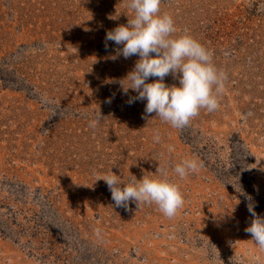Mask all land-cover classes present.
<instances>
[{"label":"rangeland","instance_id":"374dc122","mask_svg":"<svg viewBox=\"0 0 264 264\" xmlns=\"http://www.w3.org/2000/svg\"><path fill=\"white\" fill-rule=\"evenodd\" d=\"M125 4L0 0V264H264L246 231L249 203L264 216V0H162L227 74L219 108L179 128L122 91L139 57L112 59L106 33L132 18ZM186 158L202 167L181 179ZM161 167L184 195L171 218L116 207L97 180Z\"/></svg>","mask_w":264,"mask_h":264},{"label":"clouds","instance_id":"9594fccd","mask_svg":"<svg viewBox=\"0 0 264 264\" xmlns=\"http://www.w3.org/2000/svg\"><path fill=\"white\" fill-rule=\"evenodd\" d=\"M162 0H126L125 6L132 18L127 24L119 25L106 33V40L122 45L116 49L117 59L138 56L134 68L119 83L129 97L128 103L146 100L145 112L155 113L161 120L173 127H183L196 117L201 109L209 112L220 106V91L227 74L214 63V52L190 34L189 30L178 32L175 19L170 12L161 11ZM115 19V18H113ZM107 46V45H106ZM172 75L177 84H166L165 77ZM155 77L152 82H147ZM126 81V83H124ZM109 103L111 100L109 99ZM102 116L100 112L90 121L89 127L96 128ZM160 141L159 132L153 136ZM169 151H173L170 147ZM202 167L195 158L182 159L174 165V173L181 179ZM157 171V170H156ZM159 174L134 175L125 183L112 168L108 174L98 178L106 182L116 207L127 208L129 202L155 204L167 217H173L184 204V195L177 182L169 176L167 168L161 167ZM96 180V181H97ZM251 199V197H248ZM252 214L251 224L246 231L252 241L264 250V216L255 212L253 203L247 205ZM102 229L96 228L97 236ZM232 264H245L243 257H237Z\"/></svg>","mask_w":264,"mask_h":264}]
</instances>
